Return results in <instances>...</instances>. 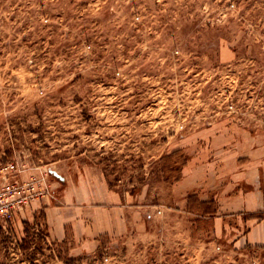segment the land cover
I'll use <instances>...</instances> for the list:
<instances>
[{
  "label": "rangeland",
  "instance_id": "1",
  "mask_svg": "<svg viewBox=\"0 0 264 264\" xmlns=\"http://www.w3.org/2000/svg\"><path fill=\"white\" fill-rule=\"evenodd\" d=\"M260 152L264 0H0V166L52 190L0 221V264H264L213 223Z\"/></svg>",
  "mask_w": 264,
  "mask_h": 264
},
{
  "label": "crops",
  "instance_id": "2",
  "mask_svg": "<svg viewBox=\"0 0 264 264\" xmlns=\"http://www.w3.org/2000/svg\"><path fill=\"white\" fill-rule=\"evenodd\" d=\"M259 151H262L260 148ZM264 153L251 155L249 158L248 155H245V161L242 163H235L234 173H238L240 180L235 183L234 186H238L235 191L231 188L233 181L226 183L228 189L224 191L219 189L214 193H219L225 195V198H228V204L226 206L223 204L224 209H232L235 207L236 210L224 211L227 217H215L213 223L216 226L220 225L221 221H227L229 230L232 229L231 234L233 233L234 241H236V246L246 245L249 247H261L264 248ZM200 167H196V170H190L189 174L180 181L178 192L181 196H185L190 192H199L202 195L207 194L204 190V185H207V182L202 181L199 172ZM195 173V174H194ZM65 178V177H64ZM215 176L206 178L211 181V186L216 184ZM55 179V178H54ZM203 179H205L203 177ZM65 178L64 182L59 183L63 185H68L69 181ZM67 184H66V183ZM219 184V180H217ZM229 184V185H228ZM210 190V189H209ZM227 192V193H226ZM235 192V193H233ZM206 199V198H205ZM232 201H236L237 204L233 205ZM40 205V204H39ZM34 210L38 208V204L33 206ZM122 219V218H120ZM79 221L75 219L74 228L76 231L79 230L78 224ZM118 224V221H117ZM123 222L119 221V225H122ZM63 235V232L60 236Z\"/></svg>",
  "mask_w": 264,
  "mask_h": 264
},
{
  "label": "built area",
  "instance_id": "3",
  "mask_svg": "<svg viewBox=\"0 0 264 264\" xmlns=\"http://www.w3.org/2000/svg\"><path fill=\"white\" fill-rule=\"evenodd\" d=\"M28 164L7 163L0 166V221L12 216L19 208L52 194L49 175L40 170L39 177L23 178ZM38 185L39 188L36 187Z\"/></svg>",
  "mask_w": 264,
  "mask_h": 264
},
{
  "label": "water",
  "instance_id": "4",
  "mask_svg": "<svg viewBox=\"0 0 264 264\" xmlns=\"http://www.w3.org/2000/svg\"><path fill=\"white\" fill-rule=\"evenodd\" d=\"M50 174L52 175V177L56 178L60 182L65 181V178L55 170H50Z\"/></svg>",
  "mask_w": 264,
  "mask_h": 264
},
{
  "label": "trees",
  "instance_id": "5",
  "mask_svg": "<svg viewBox=\"0 0 264 264\" xmlns=\"http://www.w3.org/2000/svg\"><path fill=\"white\" fill-rule=\"evenodd\" d=\"M176 152H174L173 154H171V155H167V156H165L162 160H164L165 162H167V160H171L173 157V155L175 154ZM179 180V178H176V181H178Z\"/></svg>",
  "mask_w": 264,
  "mask_h": 264
}]
</instances>
